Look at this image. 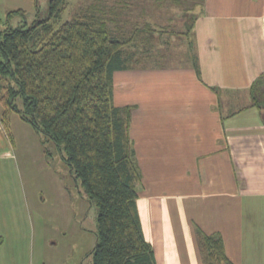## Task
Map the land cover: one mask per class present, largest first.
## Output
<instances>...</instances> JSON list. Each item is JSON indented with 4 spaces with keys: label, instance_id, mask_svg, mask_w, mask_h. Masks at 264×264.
<instances>
[{
    "label": "crops",
    "instance_id": "crops-1",
    "mask_svg": "<svg viewBox=\"0 0 264 264\" xmlns=\"http://www.w3.org/2000/svg\"><path fill=\"white\" fill-rule=\"evenodd\" d=\"M31 5L0 0V18L16 8L29 13ZM194 8L200 11L187 34L183 21L170 28L181 34L151 36L137 65L114 73L115 104L136 106L132 135L143 174L144 234L157 264H204L197 228L219 232L235 264H264V115L250 97L264 73V0H197ZM11 133L0 117V156L32 161L62 195V175L37 132L13 114ZM5 204L0 200L6 223ZM17 233L0 232V246L18 247Z\"/></svg>",
    "mask_w": 264,
    "mask_h": 264
},
{
    "label": "trees",
    "instance_id": "trees-1",
    "mask_svg": "<svg viewBox=\"0 0 264 264\" xmlns=\"http://www.w3.org/2000/svg\"><path fill=\"white\" fill-rule=\"evenodd\" d=\"M69 1L50 0L43 17L34 0L32 21L23 8L0 18L2 125L11 137V116L19 115L40 136L48 161L64 164L72 186L97 205L91 264H157L138 204L144 183L132 135L136 106L115 104L114 73L137 65L151 36L181 33L150 21L113 32L111 20L92 5L61 21ZM195 66L200 74L198 59ZM250 97L264 115V73L253 81ZM196 231L204 264H235L219 232Z\"/></svg>",
    "mask_w": 264,
    "mask_h": 264
},
{
    "label": "rangeland",
    "instance_id": "rangeland-1",
    "mask_svg": "<svg viewBox=\"0 0 264 264\" xmlns=\"http://www.w3.org/2000/svg\"><path fill=\"white\" fill-rule=\"evenodd\" d=\"M196 1L181 0L179 4L173 0H70L61 21L92 5L96 15L111 20L113 32H117L118 27L120 31L129 30L146 21L170 24L172 17L176 23H171L170 27H180L183 21L191 22L199 13L200 8H194ZM49 2L40 0L43 17L49 12ZM126 4L128 7L124 6ZM34 18L32 0L27 20ZM174 41L177 40L172 39V48L176 47ZM155 46L156 43L152 46L154 52ZM174 60L170 58L169 63ZM52 166L62 175V195L51 190L48 179L38 172L39 169L36 171L37 166L32 161L26 163L20 156H0V200L6 203V209L1 211L6 223L0 220V232L11 235L18 232V247L21 248L19 252L18 247L0 246V264H91L92 256L87 254L95 245H91L93 239L96 241L97 205L82 198L80 186H72L73 180L69 179L71 176L64 164L56 161ZM13 202L15 210L10 212Z\"/></svg>",
    "mask_w": 264,
    "mask_h": 264
}]
</instances>
